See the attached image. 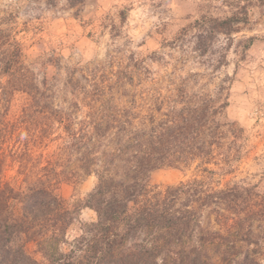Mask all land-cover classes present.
Here are the masks:
<instances>
[{"label":"rangeland","instance_id":"rangeland-1","mask_svg":"<svg viewBox=\"0 0 264 264\" xmlns=\"http://www.w3.org/2000/svg\"><path fill=\"white\" fill-rule=\"evenodd\" d=\"M239 11L246 12L248 20L236 24L237 31L215 34L205 51L197 47V37L212 18ZM0 27L19 43L22 67L45 92L40 106L69 115L73 131L91 118L89 113L100 119L111 117L117 108H130L147 115L155 97H170L179 90L222 107L226 136L217 161L208 165L213 173L203 170L199 160L162 166L151 173V186L164 190L200 179L217 189L234 183L254 186L264 195V0H0ZM0 80L4 83L8 76ZM92 99L93 107L87 105ZM28 104V94L15 93L6 122L23 120ZM58 126L34 154L43 153L42 159L51 160L58 171L67 170L57 193L78 209L68 242L59 246L68 252L84 225L97 220L87 200L98 176L78 169L81 154ZM5 132L0 181L19 185L22 177L12 154L25 135L21 129ZM209 211L201 213L205 238L211 231L230 236ZM258 224L256 234H261L253 238L260 243L253 239L238 245L264 264V251H253L264 246V226ZM199 235L195 233L191 246ZM25 249L45 261L37 242H25ZM206 250L212 262H219L225 249L214 251L210 245Z\"/></svg>","mask_w":264,"mask_h":264},{"label":"trees","instance_id":"trees-1","mask_svg":"<svg viewBox=\"0 0 264 264\" xmlns=\"http://www.w3.org/2000/svg\"><path fill=\"white\" fill-rule=\"evenodd\" d=\"M247 20V13L240 11L212 18V24L197 37V47L207 50L215 34L230 35L238 30L236 24ZM22 55L19 43L0 27V77L8 76L6 82L0 80V143L7 136L6 129L10 133L21 129L25 135L12 154L22 177L20 184L0 181V264H263L238 245L253 239L260 243L253 237L261 234H256L255 223H259L257 228L264 226V195L254 186L234 183L217 189L200 179L164 190L150 184L154 170L194 160L213 173L208 165L217 161L226 136L222 107L179 90L170 97H155L147 115L130 108H117L111 117L100 119L89 113L91 118L78 132L73 131L69 115L40 106L45 92L22 67ZM20 92L30 99L23 109L25 118L8 123V105ZM93 100L87 105L93 107ZM56 123V129H64L81 154L78 169L98 176L87 200L97 220L84 225L83 234L71 242L68 252L59 246L68 242L66 235L78 209L57 193L67 170L58 171L51 160L42 159L43 153L34 154L38 145L50 139ZM2 161L0 153V170ZM208 208L231 238L216 231L205 238L201 213ZM196 232L199 238L191 246ZM29 241L37 242L44 262L26 251ZM210 245L214 251L224 247L219 262L209 258L206 249ZM255 250L263 254L264 246Z\"/></svg>","mask_w":264,"mask_h":264}]
</instances>
